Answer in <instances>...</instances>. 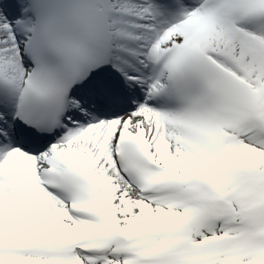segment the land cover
<instances>
[{
  "label": "snow or ice",
  "instance_id": "snow-or-ice-1",
  "mask_svg": "<svg viewBox=\"0 0 264 264\" xmlns=\"http://www.w3.org/2000/svg\"><path fill=\"white\" fill-rule=\"evenodd\" d=\"M0 264H264V0H0Z\"/></svg>",
  "mask_w": 264,
  "mask_h": 264
}]
</instances>
